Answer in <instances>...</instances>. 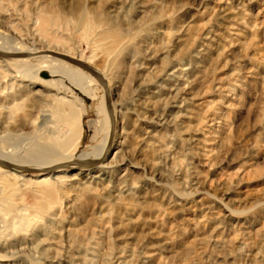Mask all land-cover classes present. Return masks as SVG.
I'll use <instances>...</instances> for the list:
<instances>
[{"label": "rangeland", "instance_id": "374dc122", "mask_svg": "<svg viewBox=\"0 0 264 264\" xmlns=\"http://www.w3.org/2000/svg\"><path fill=\"white\" fill-rule=\"evenodd\" d=\"M0 36L116 122L106 166H0V264H264V0H0ZM49 57L0 58V147L95 160L104 88Z\"/></svg>", "mask_w": 264, "mask_h": 264}, {"label": "bare ground", "instance_id": "6f19581e", "mask_svg": "<svg viewBox=\"0 0 264 264\" xmlns=\"http://www.w3.org/2000/svg\"><path fill=\"white\" fill-rule=\"evenodd\" d=\"M0 44H1L0 51H4V52H13V51L15 52L16 51V52H19V53L28 52V53L33 54V53H37L39 51H42L38 47H33V48H28V49L18 48L17 44H11V41L8 38L2 37V36H0ZM41 56H43V55H41ZM44 56L47 57L49 55H44ZM49 58H52L53 60H58V58H55L53 56H51ZM16 60L18 61L19 59H16ZM66 66L67 65H64L63 63H60L58 61H49L48 65H47V68L49 69V73L51 74L52 77L57 75V74L66 75L67 79L73 81V83L75 85H77V87H79L81 89H83L86 86V83L95 82L91 77H88V76L84 75L83 73H81L79 71L76 72L72 68H69V67H66ZM27 71H31V69H29ZM62 103H63V101H62ZM103 103H104V101H103ZM65 105H67V108H69V110L73 111L74 104L72 102H66ZM105 106L106 105L103 104V106L100 109V112L102 111V112L105 113V119L103 120V122L101 121V123H99L101 125H103L104 122L105 123L108 122ZM56 119H57V117H56ZM58 121L59 120L57 119L55 121V124L52 125V127H51L52 128L51 130H53L52 133H55V131H57L56 123ZM110 125H111V122H110ZM110 131H111V128L107 130V132H106V134H105V136H104V138L102 140V143H100L99 146H96L94 148L93 154L96 155L97 159L102 158L103 155L106 154L105 157H104V161H105V159H106V157L108 155V152H109V149H110L111 143H112V141L110 143ZM45 136H47V135L43 136L44 139L47 138V141L44 142V144H42V145L39 144V146H37L38 145L37 144L35 146L34 152L38 151V153L36 155L31 153L32 150L30 152L27 151L26 153H23V152H16L14 150L4 149V148L0 147V160H5V161L10 162V163H15V164H19V165H25V166L40 165V166H43L44 168L35 167V166H29V167L38 168V169H41V170H48L47 168L49 166L55 164V163L67 162L68 160L74 159L72 157V155H70L68 157H64L65 151L67 149L65 151L62 150V147H64L69 140L60 142V140H58L59 136L54 137V134H49V137H45ZM56 138H58V139H56ZM108 139H109V142H108ZM60 147H61L60 153H57V154L54 153V157H51L52 156V152H54V150H57ZM45 152H49V153H51V155H49V153H45ZM115 153H117V152H115ZM101 164H102V166H103V164H105L104 166H106V162H102ZM2 172H7V171H5L3 169H0V174H2ZM98 173L100 174L101 170H99ZM98 173L94 174V177L99 175ZM28 174H40V173H28ZM41 174H46V173H41ZM48 176H52L53 177V176H55V174L54 173H49Z\"/></svg>", "mask_w": 264, "mask_h": 264}, {"label": "water", "instance_id": "95a60500", "mask_svg": "<svg viewBox=\"0 0 264 264\" xmlns=\"http://www.w3.org/2000/svg\"><path fill=\"white\" fill-rule=\"evenodd\" d=\"M41 55H49L53 56L55 58H58L60 60H63L71 65H74L76 67H79L83 71L89 73L92 75L104 88L105 92V101H106V108L110 117V122H111V131H110V143L113 139L114 131H115V117H114V112L112 109V98L110 94V89L108 87V83L106 79L103 77V75L96 70L95 68L91 67L90 65L82 62L79 59L73 58L71 56H68L66 54H61L58 52L54 51H39L37 53H28V52H23V53H12V52H4L0 51V58L7 57V58H29V57H36V56H41ZM47 76V74H44ZM106 155V154H105ZM103 155L102 158L100 159H95V160H90V159H76L72 161H67L60 163L58 165H55L54 167L48 169V170H41L38 168H32L29 166L25 165H19L15 163H10L5 160H0V166L16 171V172H25V173H56L62 169H88V168H95L98 167L103 161L104 157Z\"/></svg>", "mask_w": 264, "mask_h": 264}]
</instances>
